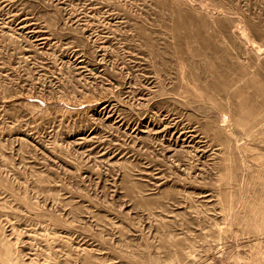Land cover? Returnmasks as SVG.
Segmentation results:
<instances>
[{
  "label": "rangeland",
  "instance_id": "obj_1",
  "mask_svg": "<svg viewBox=\"0 0 264 264\" xmlns=\"http://www.w3.org/2000/svg\"><path fill=\"white\" fill-rule=\"evenodd\" d=\"M0 264H264V0H0Z\"/></svg>",
  "mask_w": 264,
  "mask_h": 264
}]
</instances>
